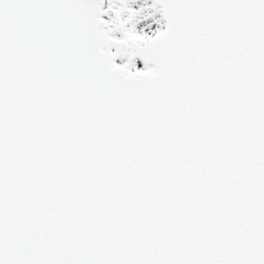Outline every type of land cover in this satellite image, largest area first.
<instances>
[{"label":"snow or ice","instance_id":"obj_1","mask_svg":"<svg viewBox=\"0 0 264 264\" xmlns=\"http://www.w3.org/2000/svg\"><path fill=\"white\" fill-rule=\"evenodd\" d=\"M0 264H264V0H0Z\"/></svg>","mask_w":264,"mask_h":264},{"label":"rangeland","instance_id":"obj_2","mask_svg":"<svg viewBox=\"0 0 264 264\" xmlns=\"http://www.w3.org/2000/svg\"><path fill=\"white\" fill-rule=\"evenodd\" d=\"M140 66L142 67V64H140Z\"/></svg>","mask_w":264,"mask_h":264}]
</instances>
